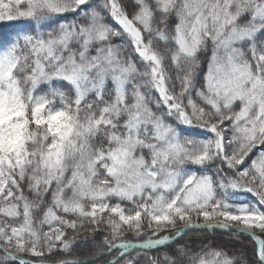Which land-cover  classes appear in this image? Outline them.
Returning a JSON list of instances; mask_svg holds the SVG:
<instances>
[{
	"label": "snow or ice",
	"instance_id": "1",
	"mask_svg": "<svg viewBox=\"0 0 264 264\" xmlns=\"http://www.w3.org/2000/svg\"><path fill=\"white\" fill-rule=\"evenodd\" d=\"M0 264H264V0H0Z\"/></svg>",
	"mask_w": 264,
	"mask_h": 264
},
{
	"label": "trees",
	"instance_id": "2",
	"mask_svg": "<svg viewBox=\"0 0 264 264\" xmlns=\"http://www.w3.org/2000/svg\"><path fill=\"white\" fill-rule=\"evenodd\" d=\"M209 235H212V233H209ZM217 239H227V237H222L221 234L219 232L215 233Z\"/></svg>",
	"mask_w": 264,
	"mask_h": 264
}]
</instances>
